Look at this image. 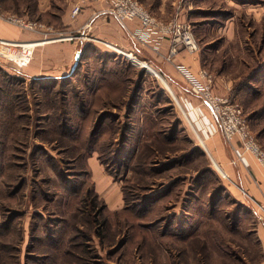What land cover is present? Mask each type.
<instances>
[{
	"label": "rangeland",
	"instance_id": "1",
	"mask_svg": "<svg viewBox=\"0 0 264 264\" xmlns=\"http://www.w3.org/2000/svg\"><path fill=\"white\" fill-rule=\"evenodd\" d=\"M0 16L42 25L37 40L19 41L57 36L43 37L35 0H0ZM88 52L73 77L41 76L50 89L0 61V264H263V205L225 190L176 89L146 62L156 74Z\"/></svg>",
	"mask_w": 264,
	"mask_h": 264
},
{
	"label": "crops",
	"instance_id": "2",
	"mask_svg": "<svg viewBox=\"0 0 264 264\" xmlns=\"http://www.w3.org/2000/svg\"><path fill=\"white\" fill-rule=\"evenodd\" d=\"M138 1L158 20L189 22L199 42V52L189 55L181 51L171 61L166 60L170 37L158 38V44L153 42L149 46L132 40L129 31L137 27V20L123 25L111 17L107 13L109 0H35L36 10L51 34H74L80 39L56 41L57 45L39 48L24 76L31 81L51 73L52 77L64 76L77 51L82 52V61L94 58L92 53L88 54L94 48L106 55H134L151 65L176 89L215 163L227 177L226 183L222 180L225 190L244 203L254 199L264 205V168L249 155H244L243 160L237 158L234 151L240 147L239 140L225 141L207 107L189 91L178 72L181 67L202 83L199 72L208 70L214 80L213 94L241 105L264 151V0ZM3 18L0 16L1 38L37 40L41 35L28 33ZM50 41L54 40L47 39L45 43ZM207 159L211 162L208 154ZM215 172L222 179L221 173ZM255 236L264 259V223L257 225Z\"/></svg>",
	"mask_w": 264,
	"mask_h": 264
},
{
	"label": "built area",
	"instance_id": "3",
	"mask_svg": "<svg viewBox=\"0 0 264 264\" xmlns=\"http://www.w3.org/2000/svg\"><path fill=\"white\" fill-rule=\"evenodd\" d=\"M109 7L107 13L115 17L120 23L125 21L137 20L141 29H136L130 34L133 39L144 41L149 39L150 33H158V36L153 39L155 44H158V38L170 37L171 47L167 55V60H170L179 51H187L189 54H196L199 50V45L193 36L192 29L186 22L173 20L172 22H163L154 19L149 15L136 0H109ZM76 11V10H75ZM9 23L17 25L28 32H39L43 29L42 25L27 21L15 16H9L6 19ZM41 30V31H39ZM51 33L49 29L43 32V37H47ZM79 35L59 34L54 36V41H77ZM41 45L40 41H19L0 37V61L12 65L17 69H23L30 65L35 48ZM107 45V44H106ZM110 46V45H108ZM178 72L189 83L191 91L202 100L203 105L207 107L210 115L214 118L219 131L227 143H231L234 138L239 139L240 145L243 147L241 151L238 149L235 152L243 160L244 154L251 155L260 167L264 168V151L257 144L254 135L251 133L247 120L243 115L242 109L238 104L229 101L228 99L219 98L212 94L210 84L212 82L211 76L202 71L200 77L204 79L205 84L198 83L189 73L178 67ZM264 212L263 207L260 206ZM260 219L262 217L260 216Z\"/></svg>",
	"mask_w": 264,
	"mask_h": 264
},
{
	"label": "bare ground",
	"instance_id": "4",
	"mask_svg": "<svg viewBox=\"0 0 264 264\" xmlns=\"http://www.w3.org/2000/svg\"><path fill=\"white\" fill-rule=\"evenodd\" d=\"M45 41H47V40H42V41H40V44L45 43ZM125 56H126L128 59H130L134 64H136V65H138V66L144 68L145 70H147L148 72H150V73H152V74H156L155 70H154L152 67H150L148 64H146L144 61H141V60L137 59L135 56H132V55L129 54V53L125 54ZM187 119H189L188 116H187ZM189 123H190V121H189ZM191 126H192V125H191ZM198 136H199V135H198ZM200 138H201V137H200ZM201 142H202V141H201ZM235 154H236V156H237L239 159H241V157L238 156V154H237L236 152H235ZM216 166H217V163H216Z\"/></svg>",
	"mask_w": 264,
	"mask_h": 264
},
{
	"label": "trees",
	"instance_id": "5",
	"mask_svg": "<svg viewBox=\"0 0 264 264\" xmlns=\"http://www.w3.org/2000/svg\"><path fill=\"white\" fill-rule=\"evenodd\" d=\"M92 50H94V49H92ZM86 52V51H85ZM85 52L83 53V54H85ZM88 54H89V52H88ZM107 56H109V55H107ZM97 60V59H96ZM80 62H79V65H78V68H77V70H76V72H75V74L74 75H76L77 74V72H78V70L80 69ZM27 68V67H26ZM26 68H23V69H26ZM16 69V68H15ZM16 70H22V69H16ZM74 75H72L71 77H73ZM64 77V76H63ZM71 77H68V78H71ZM44 79V78H43ZM43 79L42 78H39V79H35V80H32L31 82H37V84H39V87H42V88H44V89H50L49 88V86H51L50 84L49 85H45V86H42V85H40L41 83H42V81H43ZM64 79V78H63ZM52 86H54V85H52ZM9 108H11V107H9ZM93 192V191H92ZM94 193V196L95 197H97V195H96V193L95 192H93ZM220 196V195H219ZM219 196L218 197H216V199L214 198L213 199V202L216 200H223L222 198L220 199L219 198ZM212 202V203H213ZM190 203H192V202H190ZM218 203V202H217ZM214 207V204L212 205V208ZM186 209V208H185ZM184 209V210H185ZM185 214V213H184ZM180 237H182L183 239H189V238H191V236H189V233H187V234H185V235H183V236H181L180 235Z\"/></svg>",
	"mask_w": 264,
	"mask_h": 264
},
{
	"label": "water",
	"instance_id": "6",
	"mask_svg": "<svg viewBox=\"0 0 264 264\" xmlns=\"http://www.w3.org/2000/svg\"><path fill=\"white\" fill-rule=\"evenodd\" d=\"M81 56H82V52L81 51H77L75 56H74V63L72 65L69 73L67 75H65V77H71L72 75L75 74V72H76V70L78 68Z\"/></svg>",
	"mask_w": 264,
	"mask_h": 264
}]
</instances>
